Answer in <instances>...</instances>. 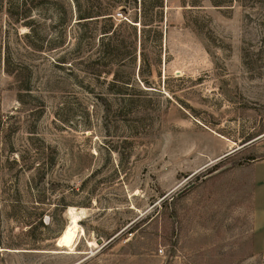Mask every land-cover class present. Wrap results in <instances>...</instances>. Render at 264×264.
Returning a JSON list of instances; mask_svg holds the SVG:
<instances>
[{"label": "rangeland", "instance_id": "rangeland-1", "mask_svg": "<svg viewBox=\"0 0 264 264\" xmlns=\"http://www.w3.org/2000/svg\"><path fill=\"white\" fill-rule=\"evenodd\" d=\"M0 264H264V0H0Z\"/></svg>", "mask_w": 264, "mask_h": 264}, {"label": "bare ground", "instance_id": "bare-ground-1", "mask_svg": "<svg viewBox=\"0 0 264 264\" xmlns=\"http://www.w3.org/2000/svg\"><path fill=\"white\" fill-rule=\"evenodd\" d=\"M69 213V212H68ZM76 222H75V218L73 217L71 219V223L65 228V230L63 231V233L60 235V237L57 240V244L58 245H66L69 246L72 244L73 240V235L75 233L76 230ZM78 230V229H77ZM75 239V238H74ZM68 247V248H69ZM72 247V246H71ZM70 249V248H69Z\"/></svg>", "mask_w": 264, "mask_h": 264}, {"label": "trees", "instance_id": "trees-1", "mask_svg": "<svg viewBox=\"0 0 264 264\" xmlns=\"http://www.w3.org/2000/svg\"><path fill=\"white\" fill-rule=\"evenodd\" d=\"M114 30H110V31H105L104 32V35L103 36H107V35H110L113 33ZM110 32V33H109ZM66 45L63 46V44H59L57 47H60L59 50L63 49ZM140 56H143L142 53H140ZM65 55L61 56V57H58L57 58V62H60V63H64L66 62L65 61ZM2 67H3V71L6 72V73H12V76L15 78L16 77V74L11 72V68H10V64H9V58L7 55H5L3 57V61H2ZM26 81V80H25ZM20 83H24V80L20 81Z\"/></svg>", "mask_w": 264, "mask_h": 264}]
</instances>
